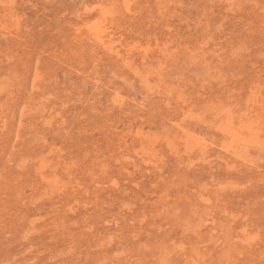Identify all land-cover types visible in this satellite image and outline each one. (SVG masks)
<instances>
[{"label":"rangeland","instance_id":"rangeland-1","mask_svg":"<svg viewBox=\"0 0 264 264\" xmlns=\"http://www.w3.org/2000/svg\"><path fill=\"white\" fill-rule=\"evenodd\" d=\"M0 264H264V0H0Z\"/></svg>","mask_w":264,"mask_h":264}]
</instances>
